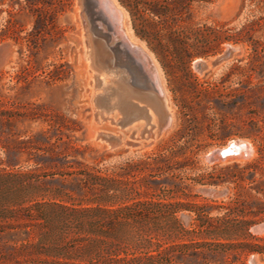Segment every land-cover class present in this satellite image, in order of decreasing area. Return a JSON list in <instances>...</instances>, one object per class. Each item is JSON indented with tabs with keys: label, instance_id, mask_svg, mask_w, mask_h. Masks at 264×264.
<instances>
[{
	"label": "rangeland",
	"instance_id": "374dc122",
	"mask_svg": "<svg viewBox=\"0 0 264 264\" xmlns=\"http://www.w3.org/2000/svg\"><path fill=\"white\" fill-rule=\"evenodd\" d=\"M116 2L127 12L124 28L133 42L144 47L159 68L172 125L160 132L158 117L150 110V124L141 117L122 127L117 107L101 111L96 105L95 94L102 86L96 90L87 60L84 28L90 24L82 17L78 0H0V108L22 114L11 124L0 120V187L18 188L6 176L9 171L86 170L132 179L145 174L140 170L143 161L152 162L162 154L180 169L177 173L198 177L213 167L258 157V142L264 137V0ZM230 45L233 54L213 65ZM200 58L207 65L202 71L194 68ZM111 82L108 74L105 84ZM116 99L112 95L110 104ZM145 128L152 134H142ZM101 134L118 136L120 142L112 147ZM236 139L251 143L249 157L206 159L208 152ZM13 146L28 149L11 150ZM74 176L66 175L67 190L78 198L81 192L73 184ZM62 178L57 174L45 185L60 188ZM185 181L194 195L189 201L219 205L234 192L228 193L226 185ZM220 212L216 208L211 215ZM183 214L190 213H179ZM182 218L190 227V218ZM260 225L264 220L250 231L253 241L264 244ZM37 239L32 234L29 241ZM20 242L0 238V264H29L23 261ZM12 246L21 253H13ZM230 261L264 264V252H251L240 260L224 256L218 262Z\"/></svg>",
	"mask_w": 264,
	"mask_h": 264
},
{
	"label": "trees",
	"instance_id": "16d2710c",
	"mask_svg": "<svg viewBox=\"0 0 264 264\" xmlns=\"http://www.w3.org/2000/svg\"><path fill=\"white\" fill-rule=\"evenodd\" d=\"M20 115L0 108V120L7 124ZM257 151L250 161L213 167L198 177L177 173L180 169L162 154L143 161L145 174L132 179L86 170L9 171L6 176L18 188L0 187V238L21 241L23 261L29 264H221L220 257L240 260L251 252L263 253L264 244L253 241L250 229L264 220V137ZM57 174L63 177L62 187L45 185ZM72 174L78 198L67 190L66 175ZM185 179L226 185L228 193L234 192L219 205L189 201L194 195ZM216 208L222 212L211 215ZM181 212L190 213L182 215L190 218V227ZM32 234L37 241H29Z\"/></svg>",
	"mask_w": 264,
	"mask_h": 264
},
{
	"label": "bare ground",
	"instance_id": "6f19581e",
	"mask_svg": "<svg viewBox=\"0 0 264 264\" xmlns=\"http://www.w3.org/2000/svg\"><path fill=\"white\" fill-rule=\"evenodd\" d=\"M78 2L81 5L83 0H78ZM108 4L109 8L105 10L107 19L113 26L116 38L121 39L122 44L128 48V57L131 63L134 64L133 69L136 73V86H132L129 77L120 67H117L116 57L109 50L106 41L95 36L87 26L84 28L87 60L93 71L96 90L102 86V92L95 94V103L101 108V111L117 107L122 114H125L123 109L133 112L134 116L145 118L146 124L151 122L150 110H152L158 117V130L162 132L172 125L173 114L171 115L168 109L167 96L165 97L161 86L159 68L143 49L144 47L142 48L133 42L129 30L124 28L123 20L127 17V12L117 4L116 0H109ZM229 47L231 48L230 53H221L212 61L213 65L228 59L233 54L235 48L231 45ZM206 66L203 59L194 63V68L198 71L204 70ZM108 74L112 76V82L105 84V78ZM142 88H146V90ZM112 95H116L117 99L110 104L109 100ZM155 126V124H152V128H155ZM146 131L150 135L152 134L151 130L146 128L142 134ZM119 142L120 138L113 135L109 144L113 147ZM250 146L252 148L251 143Z\"/></svg>",
	"mask_w": 264,
	"mask_h": 264
},
{
	"label": "water",
	"instance_id": "95a60500",
	"mask_svg": "<svg viewBox=\"0 0 264 264\" xmlns=\"http://www.w3.org/2000/svg\"><path fill=\"white\" fill-rule=\"evenodd\" d=\"M109 0H83L80 5V10L82 17L85 19L87 24H90L89 29L93 32V34L103 40L106 41L109 50L114 53L117 61V67H120L125 74L129 77V81L132 86H136V73L134 68V64L131 63L128 57V48L122 44L121 39L116 38L115 31L113 30V26L111 22L107 19V15L105 10L109 8L108 4ZM231 48L228 46L227 50L223 53H230L229 50ZM202 58L195 60L194 63L200 62ZM146 90V88H142ZM129 119H123L118 121V124L126 126L129 124ZM101 138L105 139L108 143H110L113 134H101ZM122 143V139H121ZM129 145H135V141H126ZM252 148L248 141L244 139H237L228 142L225 146L216 148L211 150L206 154V159L208 161H214L217 159H225L228 157H244L247 158L252 154ZM264 227V225H260V228Z\"/></svg>",
	"mask_w": 264,
	"mask_h": 264
},
{
	"label": "flooded vegetation",
	"instance_id": "af4514ba",
	"mask_svg": "<svg viewBox=\"0 0 264 264\" xmlns=\"http://www.w3.org/2000/svg\"><path fill=\"white\" fill-rule=\"evenodd\" d=\"M124 111H125V114L123 113L122 115H123V119H129L130 120V122L132 121V120H134V119H136V118H138V117H136V116H134V113L133 112H130V111H127V110H125V109H123ZM147 130H150L149 128H146ZM237 140V139H236Z\"/></svg>",
	"mask_w": 264,
	"mask_h": 264
}]
</instances>
